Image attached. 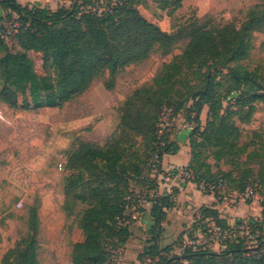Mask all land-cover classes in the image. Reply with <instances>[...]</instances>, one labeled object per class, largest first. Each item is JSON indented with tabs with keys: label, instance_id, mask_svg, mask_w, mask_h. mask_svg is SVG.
<instances>
[{
	"label": "trees",
	"instance_id": "obj_1",
	"mask_svg": "<svg viewBox=\"0 0 264 264\" xmlns=\"http://www.w3.org/2000/svg\"><path fill=\"white\" fill-rule=\"evenodd\" d=\"M103 2L105 0H76L68 7L63 5L52 10L38 5H22L18 0H0V18H15L19 23L13 36L20 48V51L13 52L5 37L0 35V101L11 108L25 110L61 107L84 94L96 79L106 74L109 77L104 86L112 90L120 71L146 60L155 49L168 54L179 39L184 38L161 30L143 17L138 9L140 0H120L113 5L111 0H106L107 4ZM172 3L178 8L182 1ZM168 4L166 1L162 8ZM263 29L264 9L250 11L243 30L207 28L195 23L184 29L188 38L184 50L163 65L149 88L139 89L133 96L143 94L152 98L154 106L159 108L147 128L135 123L138 132L145 128V132L150 133V151L144 168H139L124 148L123 153L114 149L103 151L96 145L82 143L72 153L67 167L74 172L66 178L65 194L67 204L80 201L84 206L78 213V225L85 235L84 241L73 244L72 264H111L129 239L130 226L120 225L119 220L125 198L128 195L135 197L129 188L130 182L137 179L149 185L148 191H156V179L150 176L152 158L159 155L163 159L180 149L171 138L172 132L167 133L163 128L160 111L164 115L170 110L172 117L184 114L192 124L190 145L193 156L189 168L195 174L202 179H223L228 193H241L248 184L257 191L259 183L255 181H247L239 189L229 187L224 176L230 178L232 172L214 170L211 163L201 160V148H209L215 162L231 159L233 165H238L241 155L246 153L248 144H240L242 131L233 120L237 111L231 108L237 104H250L249 111H253L252 103L264 100V76L258 79L255 72L240 64L247 56L251 31ZM31 52L41 53L44 76L36 72ZM188 70L200 78L198 84L183 85L180 77ZM227 79L232 81V87L223 96L220 89ZM248 83L254 86L255 92L247 94L243 90L242 85ZM184 86L191 89L185 93V99ZM178 96L182 98L180 101L176 99ZM205 107H208V118L203 126L200 114ZM128 116L123 117L126 127L130 126ZM196 147L200 148L199 151H193ZM177 193L178 190L174 189L169 194L154 192L151 198L148 196L152 202L154 225L150 230L151 239L139 254V264L146 257L157 258L156 264H183L184 261L200 264L224 256L237 262L264 264L263 241L259 242L256 253L248 249L243 239L229 241L221 252L189 249L182 256L171 254L178 240L161 247L158 239L162 223L166 220L167 210L174 205L173 198ZM211 221L222 227L228 226L218 210L202 207L195 225L205 227ZM20 242L19 245L23 246L10 250L3 264H12L9 260L13 256L15 264H43L34 237Z\"/></svg>",
	"mask_w": 264,
	"mask_h": 264
},
{
	"label": "rangeland",
	"instance_id": "obj_2",
	"mask_svg": "<svg viewBox=\"0 0 264 264\" xmlns=\"http://www.w3.org/2000/svg\"><path fill=\"white\" fill-rule=\"evenodd\" d=\"M166 1L168 6L162 8ZM173 1L140 0L138 9L143 17L161 30L177 33L184 38H180L168 54L155 49L146 60L120 71L114 89L105 88L104 83L109 77L106 74L96 79L84 94L61 107L25 110L22 107L11 108L0 101V111L3 114V118H0V264H3L4 257L10 250L23 246L19 245L20 241H29L32 237L38 244L39 259L43 264H55L58 261L56 250L59 251L63 236H76L78 242L84 241L85 235L78 225V213L84 206L80 201L67 204L65 194L66 178L74 172L67 167L72 153L82 143L96 145L98 150L103 151L114 149L123 153L124 148L131 160L138 163L139 168H144V161L150 151V133H146L145 128L156 117L159 108L154 106L152 98L143 94L133 97L135 92L149 88L163 65L184 50L188 43L185 28H190L195 23L207 28L228 27L243 30L249 21V12L253 9H264V0H181L178 8H175ZM103 3L107 4L106 0ZM5 15L6 13L3 16ZM0 19L15 21L17 24L15 32L5 40L13 52L20 51L13 36L19 23L15 18ZM30 58L36 72L44 76L41 53L31 52ZM240 64L255 72L258 79L263 78L264 29L251 31L247 56ZM180 79L183 85L189 83L188 86L200 82V78L193 75L191 70L184 71ZM1 86L0 80V88ZM188 86L183 89L184 99L187 97L184 96L185 93L191 91ZM243 86L247 94L255 92L252 84ZM230 87L232 81L227 79L223 82L220 94L224 96ZM176 99L180 101L182 98L178 96ZM252 105L253 111H249L250 104H237L231 108L237 111L233 120L242 131L240 144H248L246 153L238 160V165H233L231 159L215 162L212 151L204 147L201 148V160L211 163L214 170L231 171L232 177L224 176L229 187L239 189L247 181L259 183L250 202L257 201L256 206L260 204L263 207L264 100L254 101ZM127 114L130 119L128 127L123 125V117ZM159 118L160 121L163 119V128H166L167 133L183 130L186 131V137L190 138L192 124H189L184 114L172 117L171 113L165 112L163 115L160 111ZM207 118L208 107H205L200 114L203 126ZM135 123L143 125L144 131L138 132ZM199 149L196 147L193 151ZM150 176L154 177L152 172ZM148 187L145 182L137 179L129 184L135 197L142 199L144 203L149 201ZM235 199L239 198L229 192L226 201ZM13 258L14 256L9 262L15 264ZM200 264L253 263L237 262L224 256L204 260Z\"/></svg>",
	"mask_w": 264,
	"mask_h": 264
},
{
	"label": "crops",
	"instance_id": "obj_3",
	"mask_svg": "<svg viewBox=\"0 0 264 264\" xmlns=\"http://www.w3.org/2000/svg\"><path fill=\"white\" fill-rule=\"evenodd\" d=\"M22 5H38L52 10L59 6H70L76 0H18ZM71 3V4H69ZM202 120V119H201ZM204 124V123H203ZM186 131L177 130L171 133L172 140L180 145V149L175 154H167L163 157L162 168L185 167L192 159V148L190 138L186 137ZM149 198L154 192L157 194L170 193V187L166 183H160L157 190H151ZM236 196L237 192H233ZM149 200V199H148ZM174 205L167 210L166 220L162 223L159 236V245L165 247L175 243L184 230L190 227L199 219L200 209L210 207L218 210L220 216L227 220L228 224H234L237 220L262 216L264 211L262 205L257 201L243 202L240 199L229 200L228 202L220 197L199 191L195 185H187L179 190L173 198ZM152 202L149 200L141 208L142 217L138 225L130 228V237L126 244L115 255L114 261L118 264H138L139 254L147 241L151 239L150 230L154 225V218L151 214ZM78 231V230H77ZM76 236H63L59 245L58 261L55 264H72V244L78 242Z\"/></svg>",
	"mask_w": 264,
	"mask_h": 264
},
{
	"label": "built area",
	"instance_id": "obj_4",
	"mask_svg": "<svg viewBox=\"0 0 264 264\" xmlns=\"http://www.w3.org/2000/svg\"><path fill=\"white\" fill-rule=\"evenodd\" d=\"M119 1H113L112 5ZM16 26L15 21L7 22L0 19V35L5 38L8 37L15 32ZM166 113H170V110H167ZM0 118H3L1 111ZM162 160L159 155H155L151 160L153 178L156 179L157 186H159V182L166 183L170 187V193H172L174 189L179 191L187 185L193 184L203 193L220 196L227 200L228 191L223 179H202L189 168V165L185 167H170L164 170L162 168ZM236 194V197L243 202H250L254 198L256 190L252 184H248L243 192ZM145 204L142 199L128 195L124 201L123 215L119 220L120 225L127 224L130 228L138 225L143 215L141 208ZM195 224L196 222L185 229L171 254L182 256L189 249L221 252L226 248L229 241H238V239H243L248 249L256 253L255 250L259 247V242H264V213L262 216L237 220L234 224H228L227 227H222L213 221L208 222L205 227ZM157 260V258L146 257L140 264H156ZM184 263H187V261H184ZM111 264L118 263L113 261Z\"/></svg>",
	"mask_w": 264,
	"mask_h": 264
}]
</instances>
